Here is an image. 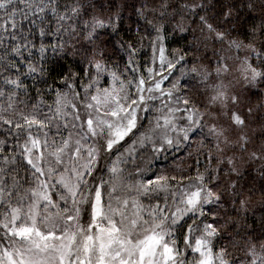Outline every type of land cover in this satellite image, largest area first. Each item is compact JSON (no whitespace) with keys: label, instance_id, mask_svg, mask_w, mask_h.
Returning a JSON list of instances; mask_svg holds the SVG:
<instances>
[{"label":"snow or ice","instance_id":"snow-or-ice-1","mask_svg":"<svg viewBox=\"0 0 264 264\" xmlns=\"http://www.w3.org/2000/svg\"><path fill=\"white\" fill-rule=\"evenodd\" d=\"M205 7V0H143L135 13L150 29L119 41L128 55L121 68L97 43L100 30L119 35V10L102 18L83 0H0V264H264V236L236 227L244 216L232 222L234 235L217 219L229 198L248 210L229 151L246 153L264 175V144L249 150L240 97L223 84L230 66L215 47L211 56L195 46L166 55L165 41L168 31L198 30L204 49L219 44L236 58L244 51L241 74L252 87H264V44L232 37L233 4L215 24L200 14ZM145 42L146 68L137 56ZM53 60L66 69L58 84L49 83ZM185 76L204 86L201 102L181 84ZM142 113L151 116L147 127ZM208 134L215 156L206 153L203 168L197 157L191 172L145 180L139 165L125 167L138 148L203 147Z\"/></svg>","mask_w":264,"mask_h":264},{"label":"trees","instance_id":"trees-1","mask_svg":"<svg viewBox=\"0 0 264 264\" xmlns=\"http://www.w3.org/2000/svg\"><path fill=\"white\" fill-rule=\"evenodd\" d=\"M142 2L143 0H83L89 15H98L102 18H107L110 15H114L115 12L119 10L122 17L118 28L119 35L113 33L110 29L100 30V41L97 43L104 48L107 56L115 58V62L118 63L121 68H123L126 63L128 55L118 47L119 41L121 39L128 41L130 37L132 41H135L134 29H139L141 32H143L145 28L150 29L145 19L135 13V8H138ZM153 2L158 4L159 0H149V6H151ZM172 2L177 3L178 0H172ZM225 3H231L236 8V11L233 12L231 23L227 25L230 29H234L231 32L232 37L242 40L246 44L253 42L259 49L261 44H264V35H261V33H264V7H261L262 0H205L206 7L200 14L206 15L210 22L214 24L218 23L219 14ZM248 3H252L254 7L251 9L248 8L246 6ZM174 14L175 13H173V15ZM151 18L152 17L149 16V19ZM196 23H198V21ZM165 24L166 28L171 29L174 26V21L169 17L165 21ZM193 27H195V24H193ZM201 39L202 36L198 30L183 33L168 31L165 45L169 53H171L173 49H188L195 46L199 48L201 52H207L209 56L212 54L213 47H215L216 52L222 56L228 54L221 52V46L219 44L212 45L210 43L209 47L204 49L200 43ZM223 48L226 49L227 45H223ZM232 52L235 51L233 50L230 53ZM150 55L151 53L147 48V42H145V47L137 54L139 63L144 65L145 68L149 63ZM192 58V54L190 53L187 59L191 60ZM69 62H72L71 57H69ZM62 63L63 62L57 63L55 60L50 61L49 73L51 79L49 83H59L60 74L66 71L65 68L60 66ZM188 67H191V65H188ZM144 70L145 69L142 68L141 72H144ZM175 75L178 76L179 73L176 72ZM25 82L29 85L33 83L30 78H26ZM181 84L190 89L191 97L195 98L197 102H201L204 99L201 95L204 86L200 84L198 77L192 79L190 76H185L184 79L181 80ZM37 86L39 87L40 85L38 84ZM29 91L33 92V95L35 94L31 88H29ZM21 99L30 100L31 98H25L21 94ZM45 99L48 100L49 103L51 102V98L45 97ZM248 102L249 107L252 109L251 115H253L250 124L253 131V134H250L252 143L249 145V150L251 151L258 148L259 145L264 144V139L260 136L261 128L264 126V107H262V105H264V87L259 85L255 86L249 93ZM0 103H3L2 99H0ZM142 117V120L147 121L148 117L146 113H144ZM3 127L4 126L0 125V133H3ZM3 138L4 136L0 134V139ZM213 149L211 145H204L202 150L199 151L200 154H198V159L201 168L208 163L206 160V153H209V151ZM212 152L211 154L213 155ZM194 162L195 160H192L191 163H187L188 165L190 164L188 167H191ZM245 162V165L239 167L242 175L238 177L233 175L232 179L238 183L241 191L245 193V197L248 199V210L246 213H241L234 201L229 202V198L225 200L223 207L220 209V216L217 217V219H227L228 227L222 231L227 232L229 235H234L232 222L238 220L240 216H244V220L236 227L243 235L251 233L254 238H259L264 236V175H261L258 162H249L248 159H246ZM151 172L152 173L146 176V179H155V169H151ZM222 243L228 244V236L223 238ZM237 255H240V253L237 252Z\"/></svg>","mask_w":264,"mask_h":264},{"label":"rangeland","instance_id":"rangeland-1","mask_svg":"<svg viewBox=\"0 0 264 264\" xmlns=\"http://www.w3.org/2000/svg\"><path fill=\"white\" fill-rule=\"evenodd\" d=\"M169 54V52H166V55ZM245 52L241 51L239 53V57H237V54L235 52H228V54L224 55L223 62H226L230 66V71L223 75V84L226 86V90H228L230 93H236L240 97V105L239 110L243 115L247 117V122L249 124L248 134H253L252 128L250 126L251 124V117H253L252 112L248 113L249 108V102L248 97L251 90L254 89V87L247 85L243 81V76L241 74V63L243 61ZM219 82V81H217ZM167 82L165 83V87H167ZM187 88V87H185ZM188 89V88H187ZM191 96V94H190ZM195 99V98H193ZM199 103V102H197ZM156 104H160V101H156ZM141 114V119L143 118ZM148 119L147 121L151 120V116L149 114H146ZM207 119V117H206ZM146 121V126H148ZM213 121H209V123H212ZM221 123H225L226 125V118L222 117L220 120ZM207 132V128L204 130ZM204 139V145H211V147L214 148L215 140L214 137L211 134H208L206 137H201ZM202 150V147H197V142H192L190 145L185 144L182 148L179 150H168L164 153L159 154H153L151 152L150 146L144 147V148H138L137 151L134 152V155L137 157L135 164H128L125 165L127 169H133L136 167V165L140 166L141 172L140 176L146 179V176L151 172V169H155L154 178H156L159 175H180L182 173L192 171L191 167H188L189 165L187 163H191L192 160H195L198 156L199 151ZM213 155H215L214 149H213ZM229 156H234V158L237 160L238 167H242V165H245V161L247 159V154L240 153L238 150L233 153L231 151L228 152ZM245 162V163H244ZM184 163V164H183ZM187 164V165H186ZM158 166V167H157ZM139 178V177H138Z\"/></svg>","mask_w":264,"mask_h":264}]
</instances>
